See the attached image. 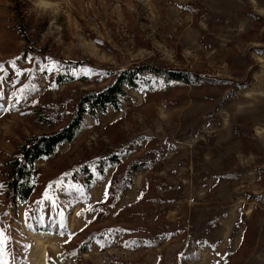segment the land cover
I'll use <instances>...</instances> for the list:
<instances>
[{"label":"rangeland","instance_id":"1","mask_svg":"<svg viewBox=\"0 0 264 264\" xmlns=\"http://www.w3.org/2000/svg\"><path fill=\"white\" fill-rule=\"evenodd\" d=\"M141 63L201 78L126 87L12 199L24 139ZM2 262L264 264V0H0Z\"/></svg>","mask_w":264,"mask_h":264},{"label":"trees","instance_id":"2","mask_svg":"<svg viewBox=\"0 0 264 264\" xmlns=\"http://www.w3.org/2000/svg\"><path fill=\"white\" fill-rule=\"evenodd\" d=\"M201 78L190 70L155 66L150 63H141L124 70H118L113 80L96 91H84L78 98L73 114L62 127L49 133H36L24 139L17 147V151L9 160L3 163L5 167L4 179L1 184L6 193L19 202H26L34 189V179L38 169L36 161L45 156H51L57 145L70 142L79 130L84 115L96 120L107 108L117 110L119 101L126 94V87L138 88L151 81H176L192 83ZM113 157V155H112ZM139 165L134 164L133 169ZM99 232L91 233L86 241Z\"/></svg>","mask_w":264,"mask_h":264},{"label":"snow or ice","instance_id":"3","mask_svg":"<svg viewBox=\"0 0 264 264\" xmlns=\"http://www.w3.org/2000/svg\"><path fill=\"white\" fill-rule=\"evenodd\" d=\"M2 264H6V262H2Z\"/></svg>","mask_w":264,"mask_h":264}]
</instances>
